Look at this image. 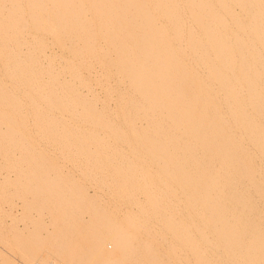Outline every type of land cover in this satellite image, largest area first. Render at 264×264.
I'll use <instances>...</instances> for the list:
<instances>
[{"label":"bare ground","instance_id":"1","mask_svg":"<svg viewBox=\"0 0 264 264\" xmlns=\"http://www.w3.org/2000/svg\"><path fill=\"white\" fill-rule=\"evenodd\" d=\"M56 262L264 264V0H0V264Z\"/></svg>","mask_w":264,"mask_h":264},{"label":"rangeland","instance_id":"2","mask_svg":"<svg viewBox=\"0 0 264 264\" xmlns=\"http://www.w3.org/2000/svg\"><path fill=\"white\" fill-rule=\"evenodd\" d=\"M17 201H18V203H19V205H20V208H21V210H22V203H23V200H22L21 198H17ZM17 256H20V255L17 254ZM22 259L25 260L24 258H22Z\"/></svg>","mask_w":264,"mask_h":264},{"label":"built area","instance_id":"3","mask_svg":"<svg viewBox=\"0 0 264 264\" xmlns=\"http://www.w3.org/2000/svg\"><path fill=\"white\" fill-rule=\"evenodd\" d=\"M54 264H63L62 262H56V263H54Z\"/></svg>","mask_w":264,"mask_h":264}]
</instances>
